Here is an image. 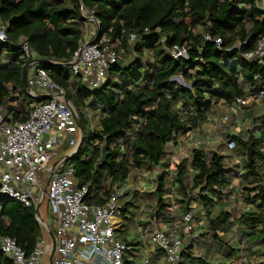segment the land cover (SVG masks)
Masks as SVG:
<instances>
[{
  "label": "trees",
  "instance_id": "1",
  "mask_svg": "<svg viewBox=\"0 0 264 264\" xmlns=\"http://www.w3.org/2000/svg\"><path fill=\"white\" fill-rule=\"evenodd\" d=\"M80 3L98 21V40L106 37L109 48L117 54L116 63L107 68L105 82L98 87H91L79 75L46 61L67 62L82 44L84 18L76 0H0V20L7 37L5 42L0 40V105L6 107L11 121H24L31 104L43 100L32 98L23 85L22 70L27 61L21 44L27 41L31 53L43 60L38 66L64 89L83 126L81 147L70 163L79 184L91 185L93 194L86 201L101 205L131 173L160 166L163 173L156 179V189L151 194L154 206L150 217L140 219L147 225L148 234L159 223H180L182 215L196 203L200 210L195 216L200 221L203 214L202 227L212 240L204 241L202 255L196 256L197 244L193 245L190 236L182 252V264H226L239 249L224 241L218 232L233 227L245 236V255L252 253V246H264V111L259 110L264 106L263 100L244 107L242 120L248 122V127L227 138L235 143L233 155L243 162L238 197L229 199L239 170L235 157L195 147L188 159L175 164L171 177L167 174L170 164L165 161L167 145L200 127L216 105L230 108L236 98L245 96L247 89L264 88V62L242 57L264 36V10L259 0ZM131 34L135 35L132 42ZM206 35L212 40H206ZM216 38L222 40L221 47L214 42ZM238 41L245 44L239 50H227ZM163 44L185 47L188 57L174 58ZM119 54L124 58L133 54L134 59L124 63ZM177 76L189 88L174 81ZM5 116L11 123L6 113ZM105 144L107 160L102 163ZM250 146L252 158L248 159ZM62 150H67V146L60 153ZM228 158L232 159L231 164ZM202 185L205 186L197 194L196 189ZM241 200L250 208L238 216L225 208L226 202ZM216 205L219 206L214 215ZM130 206H139L136 190L123 195L122 213ZM129 220L139 219L132 214ZM41 235L34 207L0 194V238L15 239L31 254ZM242 239L239 243H243ZM212 245L215 253H208L207 246ZM223 250L224 259L215 263L207 260ZM154 251L162 255L157 249ZM236 258L231 264H240V258ZM0 264L14 263L0 252ZM253 264H264V259Z\"/></svg>",
  "mask_w": 264,
  "mask_h": 264
},
{
  "label": "built area",
  "instance_id": "2",
  "mask_svg": "<svg viewBox=\"0 0 264 264\" xmlns=\"http://www.w3.org/2000/svg\"><path fill=\"white\" fill-rule=\"evenodd\" d=\"M259 5L264 10V0H259ZM79 10L83 15L85 10L81 5ZM88 15L97 22L92 13ZM134 37L131 34L130 41ZM6 39L5 25L0 20V40L5 42ZM205 39L212 40L210 35H206ZM214 42L217 47L223 44L220 38L214 39ZM243 44L245 41L235 42L227 50H239ZM108 45L106 37L93 43L85 42L62 67L79 75L87 85L98 87L105 82L107 68L117 61L116 52ZM163 48L174 58L188 57L185 47H168L163 44ZM21 50L25 60L30 62L29 67H32L29 77L26 76L30 86L27 92L32 98L43 100L31 104L29 115L24 121L13 123L6 121L4 108L0 105V194L27 207L33 206L35 210L39 202L42 204L47 199L56 220L55 229H51L50 223L43 218L40 207L43 221L39 220L37 210L36 218L42 235L33 252L27 254L10 237L0 238V252L14 264H125L124 256L128 246L116 237L119 224L114 223V215L121 210L124 193L117 189L101 205L86 201L93 194L91 185H80L75 179L73 167L67 166V162L76 155L80 129L71 108L64 100L65 91L38 66L39 63L32 61L27 41L22 42ZM242 57L247 61L263 63L264 36L260 37L254 49L243 52ZM181 82L183 83L182 79ZM262 99L264 88L247 89L245 96L235 99L231 110L240 118L248 103ZM65 145L67 150H62L61 156H58L55 152ZM227 148L233 150L235 143L228 141ZM169 161H173V157ZM234 161L239 165L235 174V178H238L243 173V162L237 156ZM54 162L57 164L53 168ZM46 173L48 188L44 193ZM195 225L192 209L182 215L180 223L168 229L155 227L149 237L150 245L143 248L145 264L152 261L158 264H182L185 247L183 235H190L193 240L198 239V235L194 233ZM50 231L55 238L53 252L51 237L47 240ZM153 252L156 256H153ZM245 257V252H241L240 264H248L244 263Z\"/></svg>",
  "mask_w": 264,
  "mask_h": 264
},
{
  "label": "rangeland",
  "instance_id": "3",
  "mask_svg": "<svg viewBox=\"0 0 264 264\" xmlns=\"http://www.w3.org/2000/svg\"><path fill=\"white\" fill-rule=\"evenodd\" d=\"M132 42V41H131ZM123 59L124 63H129L131 60L134 59L133 54L129 56V58H124L123 56H120L119 59ZM66 71L69 72V69L66 68ZM174 81L181 83L182 85L189 88V85L184 84L181 82V79L179 76L175 77L173 79ZM263 105H264V99ZM252 103V102H251ZM251 103H248L245 107L249 106ZM252 105V104H251ZM254 105V104H253ZM244 110L242 112V116L240 118L237 117V114H235L231 107L228 108L224 104H218L216 105L212 111L206 116L205 121L202 123L200 127L197 129L187 133L186 135H181L179 137V142L172 141L170 142L166 147V155L165 157H173V161H169L170 165L168 168V175H174L175 174V164L180 162L181 160H186L190 157L191 150L195 147L203 148L206 152H219L223 155H227L226 157H236L233 155L232 150H229L227 148L228 143V136L230 134H236L239 132H244L245 129L248 127V122L242 120V117L244 115ZM259 110L262 112L264 111V106L260 107ZM178 147L181 148V151L178 150ZM58 156H61L60 150L55 152ZM57 156V157H58ZM232 159L228 158V161L230 164L232 163ZM67 166H71L70 160L67 162ZM163 173V170L160 166L153 167L152 169H146L143 168L139 174L131 173L121 184L119 188V192L126 193V192H132L133 190L137 191V199L139 206L135 208L134 206H130L128 211H125L122 213L121 210L117 211L114 215V223L119 224L116 229V237L121 240L125 241L129 244V248L125 253L124 261L129 260V262L125 264H145V256L143 253V248L145 246H149V237L148 234V227L144 223V221L140 220L141 218L149 219L150 213L154 206V200L151 194L156 189V179L159 177V175ZM138 175V176H137ZM48 179V173L45 174L44 177V186ZM76 179V177H75ZM236 179V178H235ZM233 179L232 185H231V192L229 199L233 200V198L238 197V182L237 180ZM77 180V179H76ZM78 181V180H77ZM167 184H170L167 182ZM170 186V185H169ZM95 187V186H94ZM172 187V186H170ZM173 188V187H172ZM234 189H237L233 192ZM123 194V195H124ZM150 195V196H149ZM123 200V198H122ZM169 203L171 204V199H169ZM225 208L227 211H231L236 216H238L242 211L249 209L250 206L244 203V201H234V202H226ZM224 204V205H225ZM150 205V206H149ZM192 206L194 207V219H195V228L194 233L198 235V245L195 249V255L201 256L202 251L201 247H203L202 243L206 240H210L207 238V233L205 229L202 227V222L205 220L203 214L200 215V221L197 220L198 217L195 216V214H198V210H200V207L197 206L196 203H193ZM218 206H215V209L213 211V214L218 211ZM41 212L44 216L45 220H47L48 223H50L51 229H55V220L56 217L53 215L49 209L48 201L47 199L44 200V203L41 206ZM132 214H135L136 218L139 219L137 222H131L129 219ZM139 223V224H138ZM161 223L157 225V227H160ZM229 233L228 235L223 233ZM219 235L222 236V239L224 241H227L228 244H233L236 247H238L239 250L234 253V258H240V253L245 252V246L248 244L247 241L245 242V236L242 234L238 229L236 230L235 227L231 228L230 230L226 231H219ZM48 235V234H47ZM243 237V239H242ZM50 236L48 235L47 240L49 241ZM243 240V243H239V239ZM239 243V244H238ZM134 244V246L130 245ZM238 244V245H237ZM241 244V245H240ZM255 248V246H252ZM208 253H215V247L207 246ZM257 249V247H256ZM260 248H258V251ZM256 251V250H255ZM223 250L220 253H217L218 255L215 256V258L212 257L213 263L217 262L218 260L224 259ZM256 253H258L256 251ZM251 254V253H250ZM229 259L233 263L235 260L234 258ZM236 258V259H237ZM216 259V260H215ZM248 263V262H245ZM150 264H156L154 261H152ZM158 264V263H157ZM238 264V263H237ZM249 264V263H248Z\"/></svg>",
  "mask_w": 264,
  "mask_h": 264
},
{
  "label": "crops",
  "instance_id": "4",
  "mask_svg": "<svg viewBox=\"0 0 264 264\" xmlns=\"http://www.w3.org/2000/svg\"><path fill=\"white\" fill-rule=\"evenodd\" d=\"M78 10H79V5H78ZM80 12V10H79ZM83 18H84V21H83V41H82V44L85 43V42H91L95 39L96 35H97V32H98V21H94L90 18V16L88 15L87 12H84V14L82 15ZM32 57L33 59H41L39 56L35 55V54H32ZM48 61L49 63H51L52 65H57V63H61V62H57V61H54V60H46ZM39 63V62H37ZM66 63V62H64ZM64 63H61V64H64ZM62 67V66H61ZM31 66L27 69V74L26 76L29 77V74L31 72ZM36 90V89H35ZM14 103V102H13ZM4 112L6 113L9 121L12 123L13 121H11V115L7 112L6 110V107H4ZM15 122V121H14ZM176 142H179V137H177V139L175 140ZM178 150L181 151V148L178 147ZM169 160V157H165V161H168ZM235 180L239 181L238 178H236ZM237 189H234V191H236ZM143 219H146V218H143ZM177 224L176 222L175 223H172V224H169V223H161V226L160 228H163V229H168L169 227H171L172 225H175ZM196 224V223H195ZM184 238H185V246L188 242V240L191 238L190 235H186L184 234L183 235ZM193 245H198L199 242H197L198 240H191ZM258 248H260L258 251ZM258 253H256V251ZM195 252V250H194ZM263 252H264V246L263 245H260L256 248L253 249L252 253H248L244 259V262H248V263H251L253 264L254 262H257V261H260V260H263L264 259V255H263ZM156 256V255H155ZM219 256V255H218ZM209 262H213V259L212 257H208L207 259ZM216 260V259H215ZM240 260V259H239ZM155 262V261H154ZM156 263V262H155ZM232 262L227 260L226 261V264H231ZM157 264V263H156ZM197 264V263H196Z\"/></svg>",
  "mask_w": 264,
  "mask_h": 264
},
{
  "label": "water",
  "instance_id": "5",
  "mask_svg": "<svg viewBox=\"0 0 264 264\" xmlns=\"http://www.w3.org/2000/svg\"><path fill=\"white\" fill-rule=\"evenodd\" d=\"M76 1H77V5L80 6V4H81L80 0H76ZM99 36H100V33H99V27H98L97 35H96L95 39L93 41H91V43L96 42L99 39ZM32 61L41 62L43 60H41V59H33ZM29 65H30V62H27L24 65L23 70H22V80H23V85H24V88H25L26 91L30 90V86H29L27 78H26L27 69H28ZM57 66H63V64L57 63ZM64 100H65L66 104L71 108L73 116H74V118L76 120V123H77L79 129H80V139H79V142H78L77 147H76V154H77V152L79 151V149L81 147V143H82V140H83V137H84V130H83V126L81 124V121L79 119V116H78V113H77L76 109L73 107V105L71 104L69 99L66 97V95L64 96ZM71 157H67V158H71ZM251 158H252V147L250 146L249 149H248V159H251ZM106 160H107V145L105 144L103 146V148H102V154H101V157H100V161L102 163H104V162H106ZM56 164H57V162H54L52 167L54 168V166ZM204 186L205 185H202V186L198 187L196 189V193L199 194L201 189ZM47 188H48V181L45 183L44 190H43L44 193L46 192ZM40 207H41V202H39L38 205L36 206V210H37V214H38L39 220L43 221V218H42V215H41V212H40ZM49 234H50V237L52 239V245H53L52 252H53L54 251V247H55V238H54V234H53L52 231H50Z\"/></svg>",
  "mask_w": 264,
  "mask_h": 264
}]
</instances>
